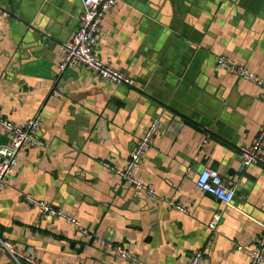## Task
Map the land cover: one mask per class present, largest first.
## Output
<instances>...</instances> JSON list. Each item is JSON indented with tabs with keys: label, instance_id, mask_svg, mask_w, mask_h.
Here are the masks:
<instances>
[{
	"label": "crops",
	"instance_id": "1",
	"mask_svg": "<svg viewBox=\"0 0 264 264\" xmlns=\"http://www.w3.org/2000/svg\"><path fill=\"white\" fill-rule=\"evenodd\" d=\"M83 0H0V113L39 116L41 149L20 155L0 193V237L42 264H127L24 197L62 210L144 264H249L264 224V170L241 148L264 125V91L221 70L227 57L264 77V0H123L104 20L97 57L134 79L114 85L84 68L60 71ZM58 93L59 95H57ZM163 123L136 177L181 213L123 185L146 126ZM11 141L0 129V146ZM206 168L233 184L226 206L196 186ZM219 217L214 230L210 228ZM0 264H17L0 247ZM27 264V263H23Z\"/></svg>",
	"mask_w": 264,
	"mask_h": 264
},
{
	"label": "built area",
	"instance_id": "2",
	"mask_svg": "<svg viewBox=\"0 0 264 264\" xmlns=\"http://www.w3.org/2000/svg\"><path fill=\"white\" fill-rule=\"evenodd\" d=\"M123 0H83L82 13L78 19V29L72 40L60 47L62 60L59 63L60 71L67 69L84 68L92 72L100 79L114 85H126L133 87L136 81L117 69L103 63L96 55V47L102 31L104 20L108 13L119 6ZM0 17L10 18L11 14L0 7ZM217 66L238 78L244 79L264 91V77L250 72L246 67L238 64L227 57H219ZM59 95L58 93H56ZM162 121L158 118L153 119L145 128L143 136L133 151L127 166L123 169H116L109 163H104V167L113 171L121 179L124 186L134 189L149 199L160 203H166L171 209L188 213V209L174 201L159 197L154 188L142 183L136 177V171L142 165L145 155L153 147L154 140L158 137L162 129ZM41 126L39 116L27 121L24 125H17L0 113V129L10 136L11 141L8 144L0 146V193L5 189L9 179L15 173V169L20 161V155L30 149H41L44 142L38 137V131ZM241 157L244 168L254 165L261 166L264 170V125L259 132L255 142L249 147L241 148ZM197 188L206 193L222 204L231 206L235 198L233 184L224 179L217 171L206 168L196 180ZM26 203L37 209L40 218H51L64 220L73 226L78 234L88 239V241L97 242L102 248L111 251L115 257L125 261L127 264H144L134 254L127 250L123 245L108 242L107 240L96 237L86 228L82 227L77 219L68 215L53 205L37 201L27 195L24 197ZM219 217H215L210 228L215 229ZM262 233L258 244L253 249H244L238 247V250L245 252L249 258V264H264V224H261ZM0 247L3 248L11 259L17 264H42L37 261L30 253L20 251L13 243L0 237ZM206 257L204 252L197 251L190 259L189 264H203Z\"/></svg>",
	"mask_w": 264,
	"mask_h": 264
}]
</instances>
